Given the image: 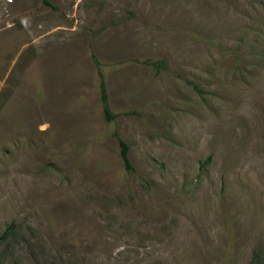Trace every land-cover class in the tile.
<instances>
[{"label":"rangeland","instance_id":"obj_1","mask_svg":"<svg viewBox=\"0 0 264 264\" xmlns=\"http://www.w3.org/2000/svg\"><path fill=\"white\" fill-rule=\"evenodd\" d=\"M0 264H264V0H0Z\"/></svg>","mask_w":264,"mask_h":264},{"label":"trees","instance_id":"obj_2","mask_svg":"<svg viewBox=\"0 0 264 264\" xmlns=\"http://www.w3.org/2000/svg\"><path fill=\"white\" fill-rule=\"evenodd\" d=\"M96 65H97V73L99 77L100 99H101V104H102L103 115L106 120L111 121L115 119L117 114L114 113L109 106L108 93L106 89L104 74L97 61H96ZM114 137L116 138L118 145H119V156H120L123 168L126 171H132L133 166L131 164L130 157H129L128 144L119 136L117 132H114ZM13 229H14V225L10 224L6 228V230L3 232L1 239L7 238L9 234L13 232Z\"/></svg>","mask_w":264,"mask_h":264}]
</instances>
